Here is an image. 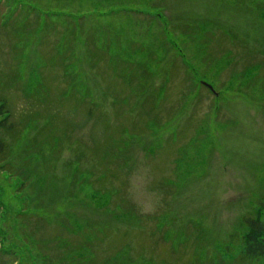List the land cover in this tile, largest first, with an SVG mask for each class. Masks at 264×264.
Instances as JSON below:
<instances>
[{
  "label": "rangeland",
  "instance_id": "374dc122",
  "mask_svg": "<svg viewBox=\"0 0 264 264\" xmlns=\"http://www.w3.org/2000/svg\"><path fill=\"white\" fill-rule=\"evenodd\" d=\"M0 101V264H264V0H0Z\"/></svg>",
  "mask_w": 264,
  "mask_h": 264
},
{
  "label": "trees",
  "instance_id": "16d2710c",
  "mask_svg": "<svg viewBox=\"0 0 264 264\" xmlns=\"http://www.w3.org/2000/svg\"><path fill=\"white\" fill-rule=\"evenodd\" d=\"M42 8L46 9L43 6ZM8 117L9 112L4 102L0 101V127L3 130H9L11 127V124L8 123ZM4 150V144L0 141V155L4 153ZM244 224L247 233L243 238V253L251 258L264 256V221L261 218L248 217L244 219Z\"/></svg>",
  "mask_w": 264,
  "mask_h": 264
},
{
  "label": "water",
  "instance_id": "95a60500",
  "mask_svg": "<svg viewBox=\"0 0 264 264\" xmlns=\"http://www.w3.org/2000/svg\"><path fill=\"white\" fill-rule=\"evenodd\" d=\"M208 88H210V89H212V87L210 86V85H208V84H205Z\"/></svg>",
  "mask_w": 264,
  "mask_h": 264
}]
</instances>
